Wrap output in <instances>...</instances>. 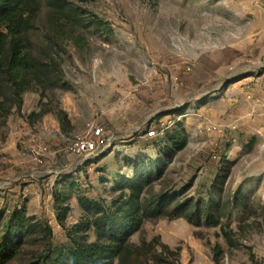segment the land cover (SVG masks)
<instances>
[{
	"label": "rangeland",
	"instance_id": "374dc122",
	"mask_svg": "<svg viewBox=\"0 0 264 264\" xmlns=\"http://www.w3.org/2000/svg\"><path fill=\"white\" fill-rule=\"evenodd\" d=\"M65 1L25 37L42 83L20 100L0 67L1 234L28 224L6 264H59L125 210L142 223L107 264H264L261 0Z\"/></svg>",
	"mask_w": 264,
	"mask_h": 264
},
{
	"label": "trees",
	"instance_id": "16d2710c",
	"mask_svg": "<svg viewBox=\"0 0 264 264\" xmlns=\"http://www.w3.org/2000/svg\"><path fill=\"white\" fill-rule=\"evenodd\" d=\"M36 1L0 0V26L6 27V32L0 30V67L5 70L7 80L20 100L32 82L42 83L35 55L25 39L33 27ZM46 2L56 14H64L69 20L72 19L73 15L67 12L65 0H46ZM44 114L42 111L36 113L35 116L41 118ZM63 115L67 118L65 112ZM171 141L173 149L180 148V141H176L174 138H171ZM157 206L162 208L164 199L158 200ZM208 208L210 212L215 211L211 205ZM67 211L68 209H65L60 213L59 218L61 220L64 219ZM189 212L192 214V208ZM123 214V216H119L118 213L109 215L104 212L95 220L94 227L99 241L105 243L95 242L72 248L69 253L60 254L59 264H107L106 260L115 254L123 258L129 247L127 240L130 233L137 230L142 223V218L135 217L128 210H125ZM190 214L184 212L180 216L190 219V222L193 217L198 221L201 220L200 211L194 216ZM2 220L3 213H0V264H6L17 255L28 224L24 211L15 213L1 234ZM222 230L225 233L224 227ZM48 232L51 234V229ZM220 254L221 247L217 246L216 262L219 261ZM44 264L49 263L46 261Z\"/></svg>",
	"mask_w": 264,
	"mask_h": 264
},
{
	"label": "built area",
	"instance_id": "2783aa9c",
	"mask_svg": "<svg viewBox=\"0 0 264 264\" xmlns=\"http://www.w3.org/2000/svg\"><path fill=\"white\" fill-rule=\"evenodd\" d=\"M101 130H97L93 138L79 140L75 142L72 150L77 154L94 153L98 146L103 143L101 137Z\"/></svg>",
	"mask_w": 264,
	"mask_h": 264
},
{
	"label": "crops",
	"instance_id": "0c3cea01",
	"mask_svg": "<svg viewBox=\"0 0 264 264\" xmlns=\"http://www.w3.org/2000/svg\"><path fill=\"white\" fill-rule=\"evenodd\" d=\"M262 3H255V7L259 10H257V16H256V21H260L261 23L264 25V0H261ZM263 30H264V26H263ZM262 36V41L264 42V33L261 35ZM259 39V38H258ZM263 48H264V44H263ZM261 256L264 257V252H261Z\"/></svg>",
	"mask_w": 264,
	"mask_h": 264
}]
</instances>
